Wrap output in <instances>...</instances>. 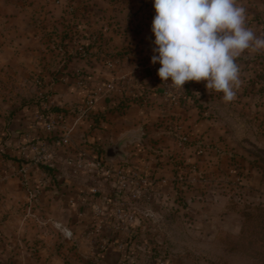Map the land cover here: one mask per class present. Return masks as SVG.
I'll return each mask as SVG.
<instances>
[{
    "label": "rangeland",
    "instance_id": "374dc122",
    "mask_svg": "<svg viewBox=\"0 0 264 264\" xmlns=\"http://www.w3.org/2000/svg\"><path fill=\"white\" fill-rule=\"evenodd\" d=\"M237 6L246 10V26L264 38V0ZM155 15L154 0L0 2V149L19 151L10 133L43 102L56 101L74 115L93 97L106 110L97 115L92 107L81 117L93 120L86 143L106 154L120 138L134 137L130 126L142 127L164 180L154 201L137 210L136 235L129 237L124 223L112 232L91 208L90 222L78 223L70 211L74 188L110 191L105 177H68L57 163L65 182L49 183L47 196L30 205L20 176L0 156V264H264V51L237 58L234 100L225 102L203 81L172 89L176 96L167 100L161 65L152 64ZM30 38L38 42L35 55L28 52ZM82 45L84 56L77 52ZM83 81L88 97L77 90ZM133 145L124 147L131 156ZM15 209L20 216L9 221ZM59 212L62 227L50 218ZM60 228L64 235L53 236Z\"/></svg>",
    "mask_w": 264,
    "mask_h": 264
},
{
    "label": "built area",
    "instance_id": "2783aa9c",
    "mask_svg": "<svg viewBox=\"0 0 264 264\" xmlns=\"http://www.w3.org/2000/svg\"><path fill=\"white\" fill-rule=\"evenodd\" d=\"M80 55H85L84 46L77 48ZM163 83V81L161 80ZM85 89V82H81ZM164 85V95L167 100L175 98L176 94L170 85ZM85 104V105H84ZM81 105L79 112L83 117L95 104V99L89 98ZM54 104H42V110L35 113L29 121V127L24 131V140L19 141L20 163L14 167L15 173L20 176L21 184L26 190L28 202L33 205L39 196L49 193L47 186L56 182L61 186L65 181L57 173V154L63 150L66 153L65 172L68 177L90 174L100 175L110 181L112 189L102 190L96 185H87L82 195H73L69 198L71 205L78 201L92 210V217L112 232L119 224H125L126 234L135 236L133 226L137 223L136 212L140 206L150 204L156 198L159 185L164 180L155 173H147L137 166H131L127 161L108 159L106 154L98 153L86 143L75 144L71 138L72 127L67 125L71 112ZM188 140L187 137L183 138ZM199 153L204 149L199 148ZM46 168L51 169L47 172ZM45 196V197H46ZM95 221V222H96ZM122 245V244H121Z\"/></svg>",
    "mask_w": 264,
    "mask_h": 264
},
{
    "label": "clouds",
    "instance_id": "9594fccd",
    "mask_svg": "<svg viewBox=\"0 0 264 264\" xmlns=\"http://www.w3.org/2000/svg\"><path fill=\"white\" fill-rule=\"evenodd\" d=\"M152 64L175 91L186 82H205L209 92L234 100L240 85L239 58L264 51V38L246 26L237 0H154Z\"/></svg>",
    "mask_w": 264,
    "mask_h": 264
},
{
    "label": "crops",
    "instance_id": "0c3cea01",
    "mask_svg": "<svg viewBox=\"0 0 264 264\" xmlns=\"http://www.w3.org/2000/svg\"><path fill=\"white\" fill-rule=\"evenodd\" d=\"M2 0H0L1 2ZM29 26V25H27ZM30 29V28H29ZM26 45L28 46H32L30 50H28V52H30V54H37L38 51L35 49V47L37 46V41H33L31 38L30 39H26ZM21 48V46H20ZM69 71H67L65 74L63 73V76H69ZM88 89V88H87ZM86 88L85 89H77L79 92H80V97L81 96H86L88 97V94L90 93V91H88ZM75 91V90H73ZM56 102V101H55ZM54 101H51L49 102V104H56L57 106H61L60 103H55ZM84 103V101L80 102L77 106V111L79 112V109L81 107V105ZM96 107V109H95ZM93 110L95 111H92L94 112L95 114L98 115V113L100 112L99 110H101L102 112H104V110H106V107H97V105L93 106ZM98 110V111H97ZM28 114V116L30 115V112H28V110L26 111V115ZM97 116H95L96 118ZM28 118V117H27ZM20 121H18L17 123V126L16 128H14L12 130V132L10 133L11 136L13 137L12 139V144L13 146H17L18 145V142L19 141H22L24 140V131L27 129V127H29V121L31 119H23L21 121V119H19ZM81 120V121H80ZM87 120L88 119H85L83 120L81 117H80V113L77 114V112L75 111V114H70L69 117H68V120H67V125L69 127H72L73 130L71 132V138H72V141L75 143V144H81V143H84L85 142V131L88 129L87 127H90V125L92 126V121H88L87 123ZM84 124H86V127L84 126ZM133 124V123H131ZM135 125V124H134ZM134 125L130 126L132 128L128 129L127 127L123 126L124 129L123 130H127L128 131H131V132H134V137H131L130 139H128L127 143H126V146L125 147H131L133 144V147L134 146H138L136 147L135 151L132 153L134 154L133 156L129 155V152L130 150H126L127 152V158L125 159L127 161L128 164H130L131 166H137L139 167L140 169H143L145 170L147 173H155L156 176H160L159 173H160V168H157L155 167L156 165L152 162V159L151 157H153L154 155L152 153L149 152L148 149H146V145L148 144V140H147V137H149V133L148 131H145L144 128L140 127L138 129H136L137 127H134ZM115 126L116 124L114 123H111L109 124V127H110V131L113 129L115 130ZM112 133V132H111ZM110 133V135H111ZM114 137V136H113ZM139 143V144H137ZM12 146V145H10ZM7 149V152H9L10 154L14 155L15 154H19V151L17 152V149H12L11 147H5ZM135 148V147H134ZM14 152V153H11V152ZM64 154H62V156H58V163H59V166L62 168V169H65V159H66V153L61 150ZM19 157V156H18ZM5 163H7V166L11 167L12 169L17 166L19 163H20V159H8V160H4ZM161 185V184H160ZM160 185H159V188H160ZM22 185L20 184V190H22V193L24 195V198L25 200L27 199L28 200V197H27V193H26V190L24 189V187H21ZM87 187V186H86ZM24 189V191H23ZM74 191L71 192V196L73 195H82V191L84 189H73ZM70 196V197H71ZM44 200L46 199L45 197L43 198ZM15 201V199L13 200V202ZM28 202V201H27ZM25 203V204H28V203ZM53 202V201H52ZM51 202V203H52ZM54 205H56L55 207L58 209H60V207L62 206V204L64 202H62L60 199L58 200H55L54 201ZM17 203V202H16ZM64 205V204H63ZM71 206L72 212L75 213V216L77 217V221L78 223H81V222H90V219H92L90 213L88 212V209L89 207L87 205H84L82 204L81 202L78 201V204H75V205H69ZM55 208V209H56ZM62 209V207H61ZM60 209V210H61ZM69 209V208H67ZM16 209L11 211V217L9 219V221L12 219H15L16 217H19L20 215H17L16 214ZM50 218L51 219H54V221H56L59 225H61L62 227V221L64 220L63 218V215H62V212H59L57 213L56 215H50ZM22 220H28V216H25L24 217H21ZM73 220V219H72ZM78 227V226H77ZM65 230L66 231H69L71 233V237H77V235L74 233V230L72 231L71 227L69 226H66L65 227ZM64 228H60V231L59 233L56 231L54 234H52L53 236H63L64 235ZM45 237H49V234H46L44 235Z\"/></svg>",
    "mask_w": 264,
    "mask_h": 264
},
{
    "label": "water",
    "instance_id": "95a60500",
    "mask_svg": "<svg viewBox=\"0 0 264 264\" xmlns=\"http://www.w3.org/2000/svg\"><path fill=\"white\" fill-rule=\"evenodd\" d=\"M131 135L132 133L120 138V140L117 143L108 146L106 150L107 158L108 159L119 158L121 160H124L127 157V152L124 150V147L126 146V143L128 139H130L129 137H131Z\"/></svg>",
    "mask_w": 264,
    "mask_h": 264
},
{
    "label": "trees",
    "instance_id": "16d2710c",
    "mask_svg": "<svg viewBox=\"0 0 264 264\" xmlns=\"http://www.w3.org/2000/svg\"><path fill=\"white\" fill-rule=\"evenodd\" d=\"M170 88H171V86H170ZM172 89V88H171ZM173 91V90H172ZM1 143V142H0ZM0 156L1 157H3L4 158V160H8V159H20V157H18L19 156V154L17 155V154H15V156L14 155H12V154H10L9 152H7L5 149H0ZM46 170H47V172H50L51 171V169H48V168H46Z\"/></svg>",
    "mask_w": 264,
    "mask_h": 264
}]
</instances>
